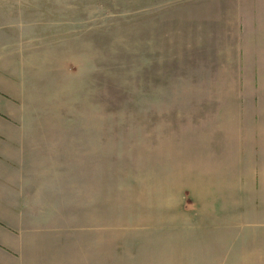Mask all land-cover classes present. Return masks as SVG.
Here are the masks:
<instances>
[{"label":"rangeland","instance_id":"obj_1","mask_svg":"<svg viewBox=\"0 0 264 264\" xmlns=\"http://www.w3.org/2000/svg\"><path fill=\"white\" fill-rule=\"evenodd\" d=\"M239 1L0 0L18 264H264V204L195 199L213 156L181 112L241 80Z\"/></svg>","mask_w":264,"mask_h":264},{"label":"crops","instance_id":"obj_2","mask_svg":"<svg viewBox=\"0 0 264 264\" xmlns=\"http://www.w3.org/2000/svg\"><path fill=\"white\" fill-rule=\"evenodd\" d=\"M229 22L238 47L235 72L241 80L237 84L225 83L226 91L214 93L212 98L183 103L181 112L187 118L185 125L190 127L187 134L200 132L196 136L207 137L206 145L213 156V171L201 187H196L195 199L204 201L201 194H208L205 200L218 203L219 208L221 203L223 209V203H233L237 198L255 208L264 204V0H240L239 5H234V17ZM234 89L235 95L228 91ZM1 122L0 128L5 127ZM5 128L0 129V264H18L20 232L9 225L10 214L18 212L2 188L6 184L2 170L12 167L6 162L10 158L11 137L10 128ZM234 151L241 158L238 172ZM237 185L241 188L233 190ZM217 194L226 195V200Z\"/></svg>","mask_w":264,"mask_h":264}]
</instances>
